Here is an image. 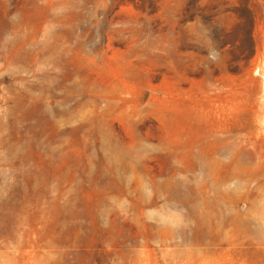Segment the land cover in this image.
<instances>
[{
	"label": "rangeland",
	"instance_id": "374dc122",
	"mask_svg": "<svg viewBox=\"0 0 264 264\" xmlns=\"http://www.w3.org/2000/svg\"><path fill=\"white\" fill-rule=\"evenodd\" d=\"M0 102V264H264L244 228L162 232L155 189L191 110L264 213V0H0Z\"/></svg>",
	"mask_w": 264,
	"mask_h": 264
},
{
	"label": "bare ground",
	"instance_id": "6f19581e",
	"mask_svg": "<svg viewBox=\"0 0 264 264\" xmlns=\"http://www.w3.org/2000/svg\"><path fill=\"white\" fill-rule=\"evenodd\" d=\"M175 56V47H172L173 66ZM173 95L181 96L182 93L173 90ZM172 99L177 106L181 101L192 103L182 97L175 99L173 96ZM225 99L220 97V100ZM186 114V123L185 120L176 121V125L187 127L183 142L176 145L182 147V152L170 153V157L177 158L175 164L169 166L175 178L159 182L155 187L166 203L181 209L179 214L169 216L171 226L162 232L172 237L188 236L191 240L204 239L208 233L221 234L226 229H229L228 234H236L244 228V233L251 239H261L264 213L254 215L258 210L260 192L252 182L255 171L250 169L252 162L248 160L247 152L240 147L236 154L223 159L222 155L230 147L211 142V131L197 125V114L191 110ZM218 131L223 133V128ZM177 175L180 178H176Z\"/></svg>",
	"mask_w": 264,
	"mask_h": 264
}]
</instances>
